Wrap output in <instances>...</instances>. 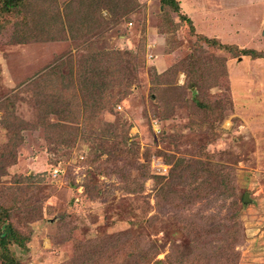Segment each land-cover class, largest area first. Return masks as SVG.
Instances as JSON below:
<instances>
[{
	"label": "rangeland",
	"instance_id": "rangeland-1",
	"mask_svg": "<svg viewBox=\"0 0 264 264\" xmlns=\"http://www.w3.org/2000/svg\"><path fill=\"white\" fill-rule=\"evenodd\" d=\"M5 1L0 255L264 264V0Z\"/></svg>",
	"mask_w": 264,
	"mask_h": 264
},
{
	"label": "trees",
	"instance_id": "trees-1",
	"mask_svg": "<svg viewBox=\"0 0 264 264\" xmlns=\"http://www.w3.org/2000/svg\"><path fill=\"white\" fill-rule=\"evenodd\" d=\"M83 1L84 0H70V1H68L67 4H65V6L67 5V7H68L70 5V3H73V2H75L76 4H80ZM163 1L167 2L166 4H168L169 2H173L172 0H163ZM109 2H110V6L107 7L108 8L107 10L109 12H111V14L113 13V16H116L117 13L126 12L128 9H130V6H132L135 3V0H109ZM16 4L17 3L14 0H6L4 2L5 9L8 10V11H11L12 8L16 7L17 6ZM111 5H114V7H111ZM77 12H79V11H77ZM82 16H83L82 17L83 18V22H90L91 19H92V17L89 14V12L83 14ZM90 86L96 87L97 85L94 82H90ZM92 89H94V88H92ZM8 232H9L10 239H12V242L13 243H18L19 245H21L22 239L15 232H13V230L11 228H9V227H7L5 229V234L3 236L0 235V237L7 236ZM1 241H2L3 244H5L4 243V241H5L4 239H1ZM0 257L5 260L4 264H18L13 258H11L10 256H8L6 254H1ZM175 258H178V256H176ZM187 259H189V258H187ZM178 261H180L181 264H183V263L185 264L187 262V260L184 261V260H182V258H178Z\"/></svg>",
	"mask_w": 264,
	"mask_h": 264
},
{
	"label": "built area",
	"instance_id": "built-area-1",
	"mask_svg": "<svg viewBox=\"0 0 264 264\" xmlns=\"http://www.w3.org/2000/svg\"><path fill=\"white\" fill-rule=\"evenodd\" d=\"M57 172H58V169H55V170H54V175H56V174H57Z\"/></svg>",
	"mask_w": 264,
	"mask_h": 264
}]
</instances>
